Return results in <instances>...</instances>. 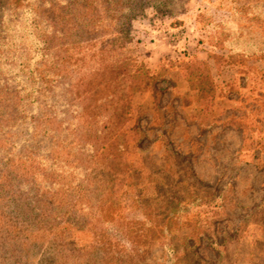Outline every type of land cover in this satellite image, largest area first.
I'll return each mask as SVG.
<instances>
[{
  "label": "rangeland",
  "instance_id": "rangeland-1",
  "mask_svg": "<svg viewBox=\"0 0 264 264\" xmlns=\"http://www.w3.org/2000/svg\"><path fill=\"white\" fill-rule=\"evenodd\" d=\"M30 1L0 0V37H6L2 48L8 64L15 65L3 76L20 68L35 74L38 64L53 54L62 65V49L74 41L77 47L83 44L77 24L73 35L68 31L50 44L40 42V53L34 56L31 38L40 29L32 23L36 6ZM181 4L182 11L174 17L147 3L139 5L127 23L124 49L113 51H127L160 78L153 90L132 97L121 174L105 198L113 205L107 208L111 226L123 218L136 223L137 245L115 227L91 223L90 205L97 199L90 204L75 201L78 182L60 168L62 188L74 186L77 210L71 214L65 201L55 207L41 204L42 211L30 218L38 221L25 234L4 236L2 230L0 264H264V63L258 59H264V45L255 38L260 32L264 40V0ZM68 12L73 11L64 9L62 18L69 21ZM184 16L197 24L179 28ZM101 27L104 38L118 35L108 22ZM186 32L214 58L200 64L213 75L212 96L181 93L170 75V41ZM67 78L60 79L61 89ZM9 87L0 84V91L14 89ZM127 94V86L120 87L115 101L123 102ZM9 141L0 139V146ZM85 155L80 173L87 175ZM82 182L87 184V179Z\"/></svg>",
  "mask_w": 264,
  "mask_h": 264
},
{
  "label": "trees",
  "instance_id": "trees-1",
  "mask_svg": "<svg viewBox=\"0 0 264 264\" xmlns=\"http://www.w3.org/2000/svg\"><path fill=\"white\" fill-rule=\"evenodd\" d=\"M13 1L22 4L25 0ZM181 2L31 0L28 4L36 6L32 23L40 29L36 37L31 38L36 47L32 50L34 56L40 53V42L50 44L56 36H65L68 31L73 35L77 24H81L75 30L80 32L79 43H83L77 47V41H74L73 45L62 49V65H58L59 57L56 60L54 54L49 55L51 59L40 62L35 74L20 68L11 76L2 75L12 73L15 65L8 64L7 51L2 48L6 37H0V84L3 87L11 85L8 89L14 88L0 91V139L11 140L7 142L8 146H0V232L5 230L4 236H21L29 227H34L31 223L38 220L30 218L36 217L35 211H42L41 204L55 207L60 201H65L66 210L74 214L77 210L73 202L74 186L77 191L75 201L85 199L90 204L91 199H97L90 205L93 207L91 223L102 221L106 227L112 225L109 221L112 216L107 208L112 209L113 205L110 199L105 198L111 195L110 185L121 174L122 153L128 146L124 127L134 107L132 97L136 93L153 90L160 79L157 73H152L127 51L120 55L113 51L124 49L123 44L128 39L127 23L139 5L147 3L154 10L174 17L182 11ZM64 9L73 11L65 14L72 15L69 21L62 18ZM67 22L70 23L69 29L65 28ZM104 22L112 24L118 35L104 38L100 29ZM261 29L264 31V27ZM97 34L101 36L98 40ZM255 34V38L261 39L264 45L260 32ZM92 39L95 42H91ZM58 47L61 49L62 44ZM42 56L46 54L42 53ZM258 59L264 63L263 58ZM211 60L214 58L209 52L208 62ZM201 62L194 53L182 52L170 58V70L182 69L190 90L198 97L212 96L216 84L213 75L202 68ZM19 72H24V75H19ZM62 78H67L63 89L58 86ZM122 86H127L128 94L119 103L115 96ZM84 153L88 157L85 163L87 175L80 173L85 169ZM60 168L74 174L73 182L78 184L62 188ZM82 179H87V184H83ZM135 224L123 218L120 224L110 228L123 231L124 237L137 245L134 237L140 229ZM3 235L0 233V237Z\"/></svg>",
  "mask_w": 264,
  "mask_h": 264
},
{
  "label": "crops",
  "instance_id": "crops-1",
  "mask_svg": "<svg viewBox=\"0 0 264 264\" xmlns=\"http://www.w3.org/2000/svg\"><path fill=\"white\" fill-rule=\"evenodd\" d=\"M179 19L182 21V23H180L182 25H180L179 28H184V27L190 28V26L197 24V21L195 19H188L187 16L180 17ZM170 29H173L171 25H170ZM174 38H176L175 39L176 41L173 42L170 41V47H171L170 53L172 57H174V55L176 56L180 54L181 49H183L186 50L188 53H194L198 57V59H200L203 62L208 61V52L205 49L201 48L202 45L200 41L195 42L193 40V36L190 33L186 32ZM176 45H179V48L176 47ZM170 75L173 81L175 82L176 84L175 86L177 87L178 91H180L181 93H185L187 90H189L190 92L195 93L190 90L189 84L183 76L182 69L174 68L171 70Z\"/></svg>",
  "mask_w": 264,
  "mask_h": 264
}]
</instances>
